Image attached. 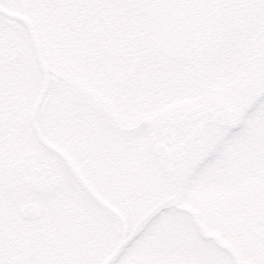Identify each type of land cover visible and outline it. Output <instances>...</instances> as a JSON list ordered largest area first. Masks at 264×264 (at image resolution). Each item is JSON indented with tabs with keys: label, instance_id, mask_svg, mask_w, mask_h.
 <instances>
[{
	"label": "flooded vegetation",
	"instance_id": "obj_1",
	"mask_svg": "<svg viewBox=\"0 0 264 264\" xmlns=\"http://www.w3.org/2000/svg\"><path fill=\"white\" fill-rule=\"evenodd\" d=\"M110 1L51 0V6L56 17L73 11L66 32L78 41L85 39V6L96 10L106 4L115 11L103 22L109 29L146 30L144 2ZM2 9L27 15L40 30L44 5L0 0V264H107L119 248L109 264H264V113L235 128L221 127L207 110L222 97L153 111L135 94L126 97L130 102L114 103L124 94L108 90L97 107L85 109L84 192L35 133L31 115L41 94L40 76L27 72L25 54L31 48L25 24ZM229 37V27L222 26L218 43ZM129 40L143 42L141 36ZM131 51L113 59L123 72H134L147 60L134 44ZM259 61L263 58L253 62ZM206 65L207 60L178 71L168 66L163 74L176 76L181 85L202 81ZM248 73L256 88L264 85V70ZM244 97L224 100L238 118L247 106ZM61 106L52 91L46 110L55 115ZM37 122L50 142L62 138L54 125H42L41 114ZM202 124L200 137L175 165L168 170L159 165L158 143L175 148ZM55 171V182L39 185Z\"/></svg>",
	"mask_w": 264,
	"mask_h": 264
},
{
	"label": "rangeland",
	"instance_id": "obj_2",
	"mask_svg": "<svg viewBox=\"0 0 264 264\" xmlns=\"http://www.w3.org/2000/svg\"><path fill=\"white\" fill-rule=\"evenodd\" d=\"M45 1L46 5H49V3L51 2V0ZM235 1L236 0H222V4L225 7L223 22L230 25V37L227 44L225 43V48L221 49L218 56L211 62V67H213V70L217 72L218 79L224 81L228 78L232 79L233 82L230 83L229 86H227L226 84L222 85L220 84V82L215 83L216 87H218L226 95L233 96L235 94L249 90L250 87L254 85V75L248 73V70L253 69V71H256V73L264 70V14L260 16V12L262 13V10L260 8L261 5L264 4V0H238L239 4L243 3V5L237 4L240 7L234 8V5L232 6V4ZM89 3L93 5L92 0H89ZM239 9L242 10L237 11ZM243 16H246L244 20ZM46 18L47 17H43V21ZM243 21L249 23L248 29L243 30L249 34L248 37L237 36V34L241 35L243 33L240 30ZM233 28H237L238 30L233 32ZM108 30L109 29L107 27H101V30H99L98 32L95 31L94 35H90L88 26H85V50L88 44L92 46H98V40L96 38L107 34ZM245 37L249 38V40L252 42L254 41L255 43L253 44H256V47H249L248 49L250 50L246 49L247 43L244 42ZM40 39L43 42L44 47L47 48L48 52H52L53 50V57L56 59V61L58 60L57 62L62 66L60 72L62 74L64 73L65 77L77 76L81 72V69L78 67H81L80 64L84 61V57L80 56L79 60L78 57H76L78 67L74 64H71L72 59L70 54L71 50L68 47L69 43L60 42V39L50 36L49 31L46 28L42 29ZM216 47L217 46L210 48V50L207 51V55L211 56L215 52ZM60 55L68 57L71 62L64 58V62H62V60L60 59ZM262 55L263 61L253 62L262 60ZM30 57H32V54L31 52L27 51L25 54V65L27 68V72L31 70V72L33 73V67L30 68ZM118 58H120V56H118ZM103 62L104 60L100 57V55L95 54V47H93L92 50L89 51V53H87L85 56V70L83 69V72L86 73L88 70L91 71L95 76L99 78L100 83L106 84L109 81V75H112V73L107 76L102 74L101 67L103 65ZM231 72L240 74L241 77L237 76L239 78L234 79L229 76ZM245 75H249V78H245ZM217 76L214 75V77ZM240 78L246 80L243 81ZM63 83L64 82L62 81L59 86V89H65V94L59 93V96L63 99L62 102L67 104V108L64 109L63 115L61 116L59 114L58 116L53 115L52 117H50V111H48L46 114L41 115V119L43 121V126H45L47 118L51 126L53 125V123L59 126L58 128L60 129L61 137H63L62 140L58 141L59 145H61L65 149L67 154L73 157L75 164L85 174V120L79 119L80 121L77 122H73V120L76 121L77 115H83V117L85 118V109H88L85 106L87 100L80 94H76L75 91L69 90L70 86ZM251 92L252 96H255V100L251 98L246 99L245 102L250 104L249 111L254 112L258 109L254 107L259 105V103L264 99V96L262 97L260 95L261 93L259 92V90ZM206 95L207 93L203 90V92H201V96ZM176 101L178 100H175V102ZM260 108L261 107H259V109ZM88 113H97V111H88ZM71 123H73L74 125L71 126ZM154 165H156V163H154ZM67 182H71V180H67ZM218 255L220 257V254Z\"/></svg>",
	"mask_w": 264,
	"mask_h": 264
},
{
	"label": "water",
	"instance_id": "obj_3",
	"mask_svg": "<svg viewBox=\"0 0 264 264\" xmlns=\"http://www.w3.org/2000/svg\"><path fill=\"white\" fill-rule=\"evenodd\" d=\"M150 10L158 48L172 59L201 54L219 35L217 0H160L154 2ZM43 70L46 76L44 67ZM158 152L164 163L167 158H163L162 151Z\"/></svg>",
	"mask_w": 264,
	"mask_h": 264
},
{
	"label": "bare ground",
	"instance_id": "obj_4",
	"mask_svg": "<svg viewBox=\"0 0 264 264\" xmlns=\"http://www.w3.org/2000/svg\"><path fill=\"white\" fill-rule=\"evenodd\" d=\"M182 34V33H181ZM175 38V37H174Z\"/></svg>",
	"mask_w": 264,
	"mask_h": 264
}]
</instances>
